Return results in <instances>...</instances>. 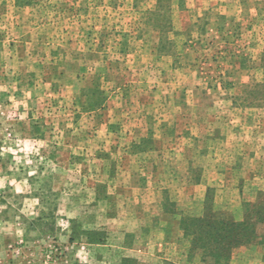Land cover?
Wrapping results in <instances>:
<instances>
[{"label":"rangeland","instance_id":"rangeland-1","mask_svg":"<svg viewBox=\"0 0 264 264\" xmlns=\"http://www.w3.org/2000/svg\"><path fill=\"white\" fill-rule=\"evenodd\" d=\"M0 197L9 264H264V0H0Z\"/></svg>","mask_w":264,"mask_h":264},{"label":"crops","instance_id":"crops-1","mask_svg":"<svg viewBox=\"0 0 264 264\" xmlns=\"http://www.w3.org/2000/svg\"><path fill=\"white\" fill-rule=\"evenodd\" d=\"M25 182L27 180L25 179ZM5 197H0V204L2 199ZM27 198V197H26ZM1 206V205H0ZM14 206V207H13ZM8 210H1L0 209V216H2L3 212L4 214H8L5 217H0V264H9L10 263V254H8V248L18 240H29L30 236L27 233L26 229L23 230V227H20L21 229H18L16 225H19L20 223L17 222L14 218L19 217V213L16 210V204L13 201H9V204H7ZM5 209V208H3ZM35 210V209H33ZM60 210V209H59ZM3 211V212H2ZM33 215H38V213L30 212ZM88 247H91L92 244L87 243ZM14 257V256H13Z\"/></svg>","mask_w":264,"mask_h":264}]
</instances>
